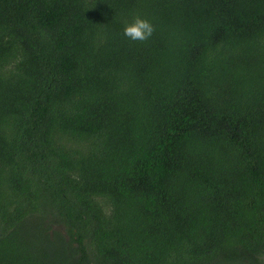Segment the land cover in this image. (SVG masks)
Returning a JSON list of instances; mask_svg holds the SVG:
<instances>
[{
  "label": "trees",
  "instance_id": "obj_1",
  "mask_svg": "<svg viewBox=\"0 0 264 264\" xmlns=\"http://www.w3.org/2000/svg\"><path fill=\"white\" fill-rule=\"evenodd\" d=\"M0 264H264V0H0Z\"/></svg>",
  "mask_w": 264,
  "mask_h": 264
},
{
  "label": "clouds",
  "instance_id": "obj_2",
  "mask_svg": "<svg viewBox=\"0 0 264 264\" xmlns=\"http://www.w3.org/2000/svg\"><path fill=\"white\" fill-rule=\"evenodd\" d=\"M155 31V26L146 18L136 15L132 21L126 23L123 35L131 41L145 42L150 39Z\"/></svg>",
  "mask_w": 264,
  "mask_h": 264
}]
</instances>
